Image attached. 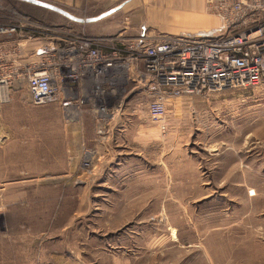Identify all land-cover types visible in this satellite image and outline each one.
<instances>
[{
	"label": "rangeland",
	"instance_id": "rangeland-1",
	"mask_svg": "<svg viewBox=\"0 0 264 264\" xmlns=\"http://www.w3.org/2000/svg\"><path fill=\"white\" fill-rule=\"evenodd\" d=\"M127 1L62 0L75 16ZM126 4L100 22L122 26ZM118 85L70 118L21 82L0 104V264H264V85L181 95L163 128Z\"/></svg>",
	"mask_w": 264,
	"mask_h": 264
},
{
	"label": "built area",
	"instance_id": "built-area-1",
	"mask_svg": "<svg viewBox=\"0 0 264 264\" xmlns=\"http://www.w3.org/2000/svg\"><path fill=\"white\" fill-rule=\"evenodd\" d=\"M4 1L0 104L9 102L21 82L33 105L93 106L107 91H123L118 85L123 79L151 121L163 128L169 101L181 95L264 85V0H206L221 20V30L212 35L146 29L129 34L127 18L112 33L93 34L83 16L71 18L65 28L5 7Z\"/></svg>",
	"mask_w": 264,
	"mask_h": 264
},
{
	"label": "crops",
	"instance_id": "crops-1",
	"mask_svg": "<svg viewBox=\"0 0 264 264\" xmlns=\"http://www.w3.org/2000/svg\"><path fill=\"white\" fill-rule=\"evenodd\" d=\"M31 2L36 9H39L42 12V18H33L38 19L45 23H50L54 25L64 26L65 28L70 25V19L75 17H82L83 15H73L65 12V2L62 0H26ZM51 1V2H50ZM134 1V0H133ZM133 1L124 2L121 5H116L113 9L104 10L103 12L95 16H83L86 19V26L89 33L99 34V33H112L116 31L120 26L115 24V26L109 25L108 22H100L103 19L105 14H110V12L121 11L124 8L129 10L130 16L128 20V26L126 32L129 34L135 33L139 30L146 29L152 33L166 32L178 35H212L218 33L221 30V20L210 11L207 6L206 0H146L149 3V6L145 9V15L143 14V9L141 5L138 4L141 0H137V3ZM203 6V8H202ZM184 10L189 12L187 18V25H182L181 29L176 27L177 17L179 12ZM52 12L58 16V19H52L46 13ZM49 14V13H48ZM213 16V18L210 16ZM131 17V18H130ZM209 21L211 23L209 24ZM100 22V23H98ZM98 23V25H96ZM112 29V30H111ZM62 104V114L64 117H69L65 113L66 106L72 108V112L76 116L81 112L76 111L77 107L80 110V107L70 101L60 102ZM70 103V105H68ZM70 118V117H69Z\"/></svg>",
	"mask_w": 264,
	"mask_h": 264
},
{
	"label": "bare ground",
	"instance_id": "bare-ground-1",
	"mask_svg": "<svg viewBox=\"0 0 264 264\" xmlns=\"http://www.w3.org/2000/svg\"><path fill=\"white\" fill-rule=\"evenodd\" d=\"M68 105H70V103H68ZM68 108V111L67 112H69V113H71L72 111V108L70 107V106H66V109ZM74 116L76 115V114H74V112L72 113Z\"/></svg>",
	"mask_w": 264,
	"mask_h": 264
}]
</instances>
